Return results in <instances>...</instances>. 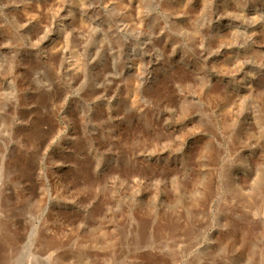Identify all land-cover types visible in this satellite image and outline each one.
I'll use <instances>...</instances> for the list:
<instances>
[{
	"label": "rangeland",
	"instance_id": "374dc122",
	"mask_svg": "<svg viewBox=\"0 0 264 264\" xmlns=\"http://www.w3.org/2000/svg\"><path fill=\"white\" fill-rule=\"evenodd\" d=\"M0 264H264V0H0Z\"/></svg>",
	"mask_w": 264,
	"mask_h": 264
},
{
	"label": "bare ground",
	"instance_id": "6f19581e",
	"mask_svg": "<svg viewBox=\"0 0 264 264\" xmlns=\"http://www.w3.org/2000/svg\"><path fill=\"white\" fill-rule=\"evenodd\" d=\"M32 12H33V10H31ZM31 13V12H30ZM32 14V13H31ZM135 14V13H134ZM35 16V15H34ZM37 16V15H36ZM33 17V16H32ZM133 20H135V19H133ZM236 187V186H235ZM239 201V200H238ZM253 202V201H252ZM259 207H261V206H259ZM256 210V209H255ZM195 222V221H194ZM193 222V223H194ZM177 224L179 223V222H176ZM165 224V223H164ZM228 224V223H227ZM144 225V224H143ZM149 225V224H148ZM162 225V224H161ZM198 225V224H197ZM167 226V225H166ZM168 226H170V225H168ZM227 226V225H226ZM146 227H147V225H146ZM188 227V226H187ZM191 227V226H190ZM233 227V226H232ZM231 227V228H232ZM145 228V227H144ZM143 228V229H144ZM178 228V227H177ZM189 228V227H188ZM229 228V227H228ZM160 229V228H159ZM162 229V228H161ZM170 230H171V227L169 228ZM181 229V228H180ZM190 229V228H189ZM233 229V228H232ZM140 230H142L141 229V227H140ZM148 230V229H147ZM192 230V229H191ZM96 231V230H95ZM149 231V230H148ZM183 231H185V232H187L186 231V226L184 225V227H183ZM193 231H194V234H195V232H196V229L194 230V228H193ZM112 232H114L113 230H112ZM116 232V231H115ZM151 232V231H150ZM158 232H159V230H158ZM94 233V232H93ZM144 233V232H143ZM160 233V232H159ZM191 233H193L192 231L190 232V235L189 236H191ZM236 233V232H235ZM114 234V233H113ZM112 234V235H113ZM141 234V233H140ZM176 234V233H175ZM194 234H192V235H194ZM116 235V234H115ZM147 235V234H146ZM152 235V233H150V235L149 236H151ZM117 236V235H116ZM148 236V235H147ZM161 236V235H160ZM189 236H186L187 238H189ZM218 236V235H217ZM94 237V236H93ZM113 237H115V236H113ZM91 239H92V237H90ZM116 238V237H115ZM237 238V237H236ZM90 239V240H91ZM98 239V238H97ZM101 239V238H100ZM111 240H112V238H110ZM145 239V238H144ZM238 239H240L239 237H238ZM134 240H135V238H134ZM133 240V241H134ZM152 240V239H151ZM154 240V239H153ZM157 240V238H155V241ZM229 240V239H228ZM106 241V240H105ZM123 241V240H122ZM139 241V240H138ZM144 241V240H143ZM219 241V240H218ZM239 241V240H238ZM241 241V240H240ZM249 241V240H248ZM215 242H217V241H215ZM140 243V242H139ZM219 244V243H218ZM134 245V244H133ZM220 245V244H219ZM250 245H251V243H250ZM233 247V246H232ZM238 248V247H237ZM216 249V248H215ZM219 249V248H218ZM221 249V248H220ZM213 250V249H212ZM218 251V250H217ZM236 251V250H235ZM217 258V257H216ZM218 259V258H217ZM225 259V258H224Z\"/></svg>",
	"mask_w": 264,
	"mask_h": 264
}]
</instances>
